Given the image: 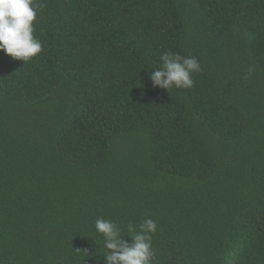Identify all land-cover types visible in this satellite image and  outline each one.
Listing matches in <instances>:
<instances>
[{
	"label": "trees",
	"instance_id": "trees-1",
	"mask_svg": "<svg viewBox=\"0 0 264 264\" xmlns=\"http://www.w3.org/2000/svg\"><path fill=\"white\" fill-rule=\"evenodd\" d=\"M35 2L42 52L0 51V264H105L97 217L155 220L153 264H264V0ZM165 51L191 88L152 86Z\"/></svg>",
	"mask_w": 264,
	"mask_h": 264
},
{
	"label": "clouds",
	"instance_id": "clouds-1",
	"mask_svg": "<svg viewBox=\"0 0 264 264\" xmlns=\"http://www.w3.org/2000/svg\"><path fill=\"white\" fill-rule=\"evenodd\" d=\"M44 6L35 0H0V51L23 63L42 52L41 41L33 35V22L37 10ZM160 62V67L150 73L149 79L153 87L165 90L191 88L193 74L201 71V65L194 56L165 51L160 56ZM253 71L250 66L247 75ZM94 227L103 238L105 264H153L152 235L157 230L155 220L145 218L138 225L129 222L121 226L110 219L97 217ZM125 235L131 238V242L124 239Z\"/></svg>",
	"mask_w": 264,
	"mask_h": 264
}]
</instances>
